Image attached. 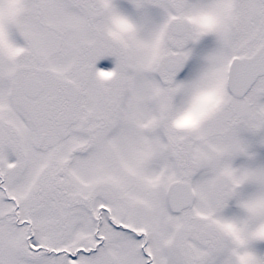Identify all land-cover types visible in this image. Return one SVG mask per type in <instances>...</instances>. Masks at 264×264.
I'll use <instances>...</instances> for the list:
<instances>
[{
  "label": "snow or ice",
  "instance_id": "6c2138e0",
  "mask_svg": "<svg viewBox=\"0 0 264 264\" xmlns=\"http://www.w3.org/2000/svg\"><path fill=\"white\" fill-rule=\"evenodd\" d=\"M0 264H264V0H0Z\"/></svg>",
  "mask_w": 264,
  "mask_h": 264
}]
</instances>
